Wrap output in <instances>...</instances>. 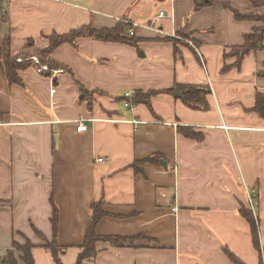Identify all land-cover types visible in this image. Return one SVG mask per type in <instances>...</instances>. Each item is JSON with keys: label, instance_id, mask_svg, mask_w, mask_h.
Here are the masks:
<instances>
[{"label": "crops", "instance_id": "0c3cea01", "mask_svg": "<svg viewBox=\"0 0 264 264\" xmlns=\"http://www.w3.org/2000/svg\"><path fill=\"white\" fill-rule=\"evenodd\" d=\"M0 14V49L9 38L13 55L82 26L125 29L123 20L138 39L63 44L51 59L69 71L49 79L31 67L9 85L0 71V264L13 242L33 246V264H55L44 247L51 196L61 264H77L94 203L106 214L95 234L128 241H97L82 264H235L227 252L264 264V118L253 110L264 96V37L261 49L237 50L262 26L264 0H4ZM187 86L206 90L207 109L183 103ZM135 92L156 94L149 107L118 101Z\"/></svg>", "mask_w": 264, "mask_h": 264}, {"label": "trees", "instance_id": "16d2710c", "mask_svg": "<svg viewBox=\"0 0 264 264\" xmlns=\"http://www.w3.org/2000/svg\"><path fill=\"white\" fill-rule=\"evenodd\" d=\"M4 0H0V11L2 9V5ZM200 3L196 2L195 8L199 9ZM234 16L238 19L243 18L242 16L234 13ZM258 22H262V26L254 30L253 34L248 35L244 38V45L242 48L237 49L239 52V56L242 57L246 53L257 50L262 48V41L264 37V19L257 18ZM128 21V20H127ZM124 23V22H123ZM125 29L124 26L117 25L115 28L112 29H101L96 30L90 26H82L78 29L72 30L64 35H56L52 34L47 37V46L41 50H35L31 54H15L13 55L10 50V41L9 38L4 40L3 46L0 49V71L6 78L9 85L13 84H21L22 79L19 75L20 72H23L31 67H36L39 69L42 66L47 67V71L43 72V74H47L49 77L52 76L53 72H57L62 70L63 72L69 71L64 65L59 64L51 59V54L56 50L59 46L63 44H71L76 46V40L80 37H89L94 40L102 41V42H111V43H122L128 45H136L138 39L135 35H129L126 31V24ZM135 32V29H134ZM183 38L187 39L188 36H182ZM173 41V40H172ZM29 44H32V41H29ZM33 58L38 60V64L33 62ZM17 60H20L18 62ZM173 90H168L169 93H172ZM183 97L182 101L188 107L192 109L198 110H205L207 109L206 102L204 97L206 96V90H202V88H197L193 86L184 87L183 90ZM126 94V93H125ZM122 96L119 98L118 101H121L123 106L125 103L132 104L133 106L139 104H145L149 107V99L150 97L154 96L156 92H135L133 96ZM125 107V106H124ZM254 112L259 115L260 117L264 118V96L257 95L256 96V105L254 107ZM180 133L185 136L193 137L195 134L188 128H180ZM152 158H148L145 162L153 161ZM135 167V166H134ZM53 197H50V202L52 205V217H51V225L53 231V237L51 242L45 241L44 247L48 249L52 255V258L55 264H61L59 256L64 251L62 248H59L56 243L57 237V230H58V220H57V209L53 203ZM1 205V202H0ZM241 216L246 219V221L250 225V231L252 235L253 245L256 249L260 251L259 243H258V229L256 220L253 218L250 210H246L245 208H241L239 210ZM105 212L102 210V205L99 204H92L90 207V214L87 217V224H86V235H85V242L83 246V250L77 259V264H82V261L85 259L94 258L96 255V251L94 248V244L97 241H105L110 242L112 245H120L124 241L119 238H100L95 234V228L98 221L105 216ZM33 246L27 242L23 245L17 244L15 242L12 243V250L8 251L5 257L1 259L2 264H33V259L31 256V249ZM15 253H19V257L15 256ZM228 257L235 263L240 264L232 255L228 252L226 253ZM261 264V263H260Z\"/></svg>", "mask_w": 264, "mask_h": 264}, {"label": "built area", "instance_id": "2783aa9c", "mask_svg": "<svg viewBox=\"0 0 264 264\" xmlns=\"http://www.w3.org/2000/svg\"><path fill=\"white\" fill-rule=\"evenodd\" d=\"M158 17H163V13H159ZM0 20H2V14H0ZM123 22L126 24L127 28H126V31H127V34L129 35H133L134 34V28H135V24L130 22V21H127V20H123ZM33 62L35 64H38V60L36 58H33L32 59ZM18 62H20V60H17ZM47 67L45 66H42L40 67L37 71L39 73H42V72H45L47 71ZM55 73V72H53ZM54 90H51V93H53ZM125 96H129V93H126ZM124 106L126 108H132L133 105L132 104H129V103H125ZM86 123H87V120H79L77 122V126H76V131L77 132H83L87 129V126H86ZM103 160L102 159H98L97 162H102ZM247 203H248V207L250 208V210L254 211V207H253V204H254V195H251L249 194L247 196Z\"/></svg>", "mask_w": 264, "mask_h": 264}, {"label": "rangeland", "instance_id": "374dc122", "mask_svg": "<svg viewBox=\"0 0 264 264\" xmlns=\"http://www.w3.org/2000/svg\"><path fill=\"white\" fill-rule=\"evenodd\" d=\"M68 75V74H67ZM40 76H42L43 78H45V79H49V77L48 76H45L44 74H42V75H40ZM69 76V75H68ZM70 77V76H69ZM54 78V77H53ZM71 82H72V80H71ZM78 81L76 80V81H74V83L72 82V85L75 87V88H77L78 89V83H77ZM58 87V84H50V88H52V89H55L56 90V88ZM76 101V100H75ZM74 101V102H75ZM103 160V159H102ZM105 160H103L102 162H104ZM102 162H98V163H102Z\"/></svg>", "mask_w": 264, "mask_h": 264}]
</instances>
